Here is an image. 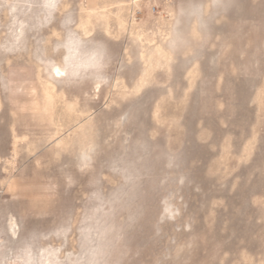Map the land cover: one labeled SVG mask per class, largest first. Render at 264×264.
I'll use <instances>...</instances> for the list:
<instances>
[{"label":"rangeland","instance_id":"obj_1","mask_svg":"<svg viewBox=\"0 0 264 264\" xmlns=\"http://www.w3.org/2000/svg\"><path fill=\"white\" fill-rule=\"evenodd\" d=\"M0 264H264V0H0Z\"/></svg>","mask_w":264,"mask_h":264},{"label":"bare ground","instance_id":"obj_2","mask_svg":"<svg viewBox=\"0 0 264 264\" xmlns=\"http://www.w3.org/2000/svg\"><path fill=\"white\" fill-rule=\"evenodd\" d=\"M58 72V71H57Z\"/></svg>","mask_w":264,"mask_h":264}]
</instances>
